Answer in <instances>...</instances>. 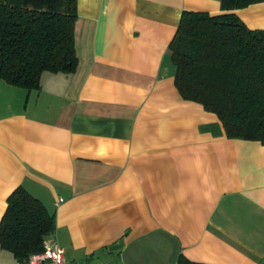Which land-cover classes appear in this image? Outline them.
Returning a JSON list of instances; mask_svg holds the SVG:
<instances>
[{
    "label": "crops",
    "instance_id": "0c3cea01",
    "mask_svg": "<svg viewBox=\"0 0 264 264\" xmlns=\"http://www.w3.org/2000/svg\"><path fill=\"white\" fill-rule=\"evenodd\" d=\"M219 0H76L74 73L0 82V220L22 187L65 264H264V146L181 98L168 46ZM264 30V3L235 11ZM0 264H18L0 249Z\"/></svg>",
    "mask_w": 264,
    "mask_h": 264
},
{
    "label": "trees",
    "instance_id": "16d2710c",
    "mask_svg": "<svg viewBox=\"0 0 264 264\" xmlns=\"http://www.w3.org/2000/svg\"><path fill=\"white\" fill-rule=\"evenodd\" d=\"M222 13L182 11L168 52L181 98L219 121L228 139L264 146V30L235 11L264 0H219ZM76 0H0V82L37 91L43 73L75 72ZM0 249L18 264L43 251L55 219L22 187L7 198ZM179 264H196L180 257Z\"/></svg>",
    "mask_w": 264,
    "mask_h": 264
},
{
    "label": "built area",
    "instance_id": "2783aa9c",
    "mask_svg": "<svg viewBox=\"0 0 264 264\" xmlns=\"http://www.w3.org/2000/svg\"><path fill=\"white\" fill-rule=\"evenodd\" d=\"M22 264H65L64 250L53 240L45 239L43 242V251L32 254Z\"/></svg>",
    "mask_w": 264,
    "mask_h": 264
}]
</instances>
